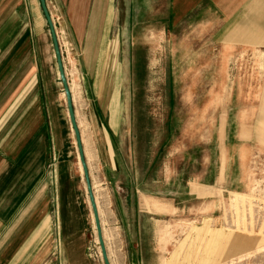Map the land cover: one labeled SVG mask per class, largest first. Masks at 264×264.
I'll use <instances>...</instances> for the list:
<instances>
[{
	"label": "rangeland",
	"instance_id": "374dc122",
	"mask_svg": "<svg viewBox=\"0 0 264 264\" xmlns=\"http://www.w3.org/2000/svg\"><path fill=\"white\" fill-rule=\"evenodd\" d=\"M29 1H5L4 23L13 16L20 25H4V31L31 32L40 15L38 6L31 14ZM113 6L109 39L119 38L126 80L119 130L111 135L120 169L111 176L97 153L107 118L93 99L92 74L83 72L63 11L49 4L110 264L125 258L129 264L131 253L140 264H264V49H222L210 40V27L193 19L175 25L170 0H113ZM38 40L36 49L42 42L48 48L47 40ZM114 55L115 44L101 84L105 95ZM50 76L51 96L65 115L53 65ZM108 96L98 101L113 124L115 103ZM61 130L68 175L90 216L68 118ZM49 141L42 150L45 181L36 193L52 195L56 209L59 161ZM89 216L80 262L103 264ZM129 221L138 223L136 231L124 230Z\"/></svg>",
	"mask_w": 264,
	"mask_h": 264
},
{
	"label": "crops",
	"instance_id": "0c3cea01",
	"mask_svg": "<svg viewBox=\"0 0 264 264\" xmlns=\"http://www.w3.org/2000/svg\"><path fill=\"white\" fill-rule=\"evenodd\" d=\"M5 1L0 0V264H82L80 255L89 215L64 163L66 147L61 124L68 117L67 112L59 113L50 92L52 65L56 73L57 69L48 28L38 0H31L27 3L31 14L38 6L40 15L33 22L31 32L27 35L4 31V25L16 29L20 25L13 16L4 23ZM50 2L64 13L66 34L79 51L83 72L92 74L93 99L102 117L107 118L106 129L100 124L103 142L97 153L102 155L104 167L113 176L120 167L111 137L119 130L124 108L120 94L126 80L125 60L123 64L119 59L122 54L119 38L109 39L113 0H45L52 17ZM170 9L175 25L193 19L197 25L210 27V40L222 49H264V0H170ZM36 35L38 43L47 40V49L43 42V48L36 49ZM113 44V81L105 95L101 84ZM111 94L116 115L113 124L110 112L101 108L98 101ZM49 140L55 143L53 152L59 161L56 209H52V195L36 193L45 174L46 153L42 150ZM88 214L92 218L90 205ZM136 224L129 221L124 230H135ZM94 236L96 239L95 229ZM137 238L135 232L136 243ZM129 258V264H140L136 255L131 253ZM122 264H126V258Z\"/></svg>",
	"mask_w": 264,
	"mask_h": 264
},
{
	"label": "water",
	"instance_id": "95a60500",
	"mask_svg": "<svg viewBox=\"0 0 264 264\" xmlns=\"http://www.w3.org/2000/svg\"><path fill=\"white\" fill-rule=\"evenodd\" d=\"M38 2H39V6L41 9L42 15L45 19V22H46V25L48 28V32L50 35V39H51V45H52V49H53V53H54L58 80H59V84L62 87V91L64 93L65 107H66L68 122L70 125V129L73 133L74 140H75V146H76V150H77L78 161H79V164L81 167V172H82V176H83V180H84V184H85V192H86L88 202L90 205V209H91V213H92L93 224H94V228H95L98 248L100 251L101 261L103 264H110L109 259H108L106 246L104 243L103 234H102V228H101L100 218H99V214H98V208H97L96 200H95V197L93 194L90 178H89L88 167H87L85 157H84V150H83V146H82L80 131L78 129V125H77L75 114H74V109H73V104H72V96H71L70 89L68 87V83H67L65 73H64L60 49H59L56 33L54 30V24L52 22L50 14L47 10L45 0H38Z\"/></svg>",
	"mask_w": 264,
	"mask_h": 264
},
{
	"label": "bare ground",
	"instance_id": "6f19581e",
	"mask_svg": "<svg viewBox=\"0 0 264 264\" xmlns=\"http://www.w3.org/2000/svg\"><path fill=\"white\" fill-rule=\"evenodd\" d=\"M63 95H64V93H63ZM73 134V133H72ZM74 142H75V140H74ZM76 147V146H75ZM91 210V209H90ZM95 229V228H94ZM97 247H98V244H97ZM99 249V248H98ZM100 252V251H99ZM101 257V256H100Z\"/></svg>",
	"mask_w": 264,
	"mask_h": 264
}]
</instances>
